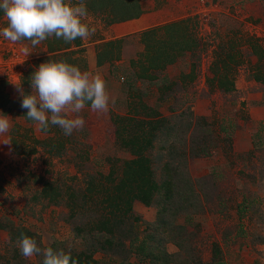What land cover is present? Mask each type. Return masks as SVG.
<instances>
[{"label":"rangeland","instance_id":"1","mask_svg":"<svg viewBox=\"0 0 264 264\" xmlns=\"http://www.w3.org/2000/svg\"><path fill=\"white\" fill-rule=\"evenodd\" d=\"M163 1L160 4L154 0L145 1V13L140 19L147 16L146 24L152 27L196 17L199 36L206 51L199 60L186 54L161 75L168 77L171 82H178L172 90L167 91L169 96L164 97L157 85L131 80L130 76L135 70L131 68L130 62L143 51L139 32L124 36L127 42L120 61L98 67V44L95 43L115 38L120 27L117 24L106 27L103 18L99 16L87 15L83 18L84 23L95 28V33L83 40L87 68L78 67L94 75L100 74L106 81L111 97L109 110L98 113L86 107L80 113L86 121L85 126L73 132V144L69 152L61 157H52L43 150L30 157L16 155L12 144L3 142L6 139L11 141L12 129L20 122L19 112L16 110L5 115L11 118L12 127L8 133L0 136V225L12 222L30 227L41 235L44 248L62 242L65 248L74 246L81 249L82 241L76 239L73 227L86 221L90 213L85 210L77 218L71 219L65 202L57 206L40 200L42 178L55 181L64 190L73 188L80 195L89 174L102 172L106 175L116 159H130V154L116 144L112 117L115 114H128L133 106L129 103L132 101L130 99H135V103L141 99L150 107L158 109L174 125L178 138L171 140V144H175L181 156L186 153L183 165L187 164L191 178L202 184L200 194L204 200V209L195 219L200 228L198 247L203 260L210 262L211 246L218 242L223 247L227 264H255L256 261L264 264V146L247 152H238L235 146L240 132L255 134L262 126L264 137V123L251 125V107L240 99L238 91L224 95L211 91L207 85L213 52L221 39H243L241 49L247 53V62L239 68L237 80L248 78L257 58L248 54L245 40L247 35H253L264 45V0ZM71 3L77 2L71 0ZM5 22V18L2 19L0 28L6 26ZM124 25L130 23L125 22ZM9 44L13 43L0 36V84L5 85L13 101H18L23 97L16 85H21L23 81L30 82L31 76L42 64L40 59L47 55V51L44 42L35 48L31 47L30 42H22L15 43L17 48L12 54L7 52L11 49ZM25 45L31 49L30 56H25L21 51ZM193 62L198 66V75L195 82L191 83L190 79L183 80L182 76L190 73ZM7 70L14 73L11 81L1 77ZM22 90L24 92L23 85ZM30 90L32 92V88ZM191 111L196 117H206L209 132L191 135L190 128L186 136H182L181 129L186 128V122L191 120ZM196 117L193 118L195 121L198 119ZM31 128L40 139L48 136L37 131L36 124L31 125ZM196 138L199 140L194 143ZM200 142L212 151L211 156L191 158L193 149L197 151L204 148ZM157 148L154 152L155 169L158 177H161V169L166 161L164 158L168 159L169 156L160 147ZM245 204L248 209L242 212L241 208ZM134 212L141 218L144 230L146 223L156 221L158 208L135 202ZM241 214L244 215L242 218ZM241 227L244 233H241ZM167 249L170 253L178 252L173 244H168ZM15 252L8 231L0 229V264H5L4 257H11ZM28 260L29 264H42L43 259L33 256Z\"/></svg>","mask_w":264,"mask_h":264},{"label":"trees","instance_id":"2","mask_svg":"<svg viewBox=\"0 0 264 264\" xmlns=\"http://www.w3.org/2000/svg\"><path fill=\"white\" fill-rule=\"evenodd\" d=\"M145 1L147 0H83L87 15L102 17L106 27L139 19L145 13ZM154 1L156 4L162 2ZM72 2L79 3V0ZM2 19L4 13L0 10V22ZM138 36L143 51L130 62L131 68L135 70L130 76L131 80L157 85L164 97L169 96L167 91L172 90L178 82H171L168 77L161 75L186 54L199 60L206 51L199 36L196 17L145 29ZM43 42L47 55L40 62L66 61L87 68L83 40L77 39L68 44L62 39L51 37ZM126 42L127 37H121L99 43L97 66L112 65L120 61ZM242 42L243 39L231 38L227 41L221 39L216 44L210 77L207 79L211 91L224 95L237 92V74L239 68L247 62V53L241 49ZM245 44L248 54L257 58L250 69V78L264 84V45L253 35H247ZM196 62L191 64L190 73L182 76L183 80L195 82L198 75ZM27 76L28 73L25 74ZM22 85L25 94L32 93L30 82L23 81ZM22 99L13 101L5 85L0 84V114L7 115L16 110L19 112L20 122L15 124L11 132L15 154L30 157L43 150L52 157H61L68 153L73 144V135L65 136L59 127L51 126L47 133L41 131L48 134L46 138H38L31 128L35 122L26 117L27 110L21 107ZM130 100L132 101L129 103L134 107L131 105L128 114H115L112 117L116 144L130 154V159H116L106 175L102 172L89 174L80 195L73 188L64 190L55 181L42 178L40 200L57 206L65 202L71 219L77 218L85 210L90 213L86 221L73 227L76 239L82 241L81 249L74 246L65 248L62 242H55L50 246L54 250L71 252L77 264H227L223 247L218 242L211 246L210 262H205L201 256L198 247L200 228L195 217L204 209V200L200 194L202 184L193 180L187 164L183 165L186 153L181 156L175 144H171V140L176 138L177 130L174 131V125L158 109L150 107L141 99L138 103H135V99ZM86 107L91 106L89 104ZM195 117L191 111V120L186 122V128L181 129L182 136L185 137L190 128L191 135L209 132L206 117H196V121L193 119ZM260 127L252 134L253 150L264 146L263 127ZM194 140L196 143L199 139ZM183 143L185 144V139ZM157 147L169 156L168 159L164 158L166 161L161 169V177H158L155 169L154 152ZM211 154L212 151L204 146L197 151L193 149L191 158ZM176 156L178 157L175 158ZM135 202L158 208L156 221L144 224V230L141 218L134 212ZM246 205L241 208L242 212L248 209ZM243 216L240 215L241 218ZM0 229L8 231L10 243L16 251L15 255L4 257L5 264H29L28 259L18 254L19 249L16 247L15 242L21 233L36 239L38 246L44 248L41 235L30 227L10 222L0 225ZM241 233H244L242 227ZM168 244L175 245L178 252L170 253ZM36 257L43 259V256ZM255 264L260 263L256 261Z\"/></svg>","mask_w":264,"mask_h":264},{"label":"clouds","instance_id":"3","mask_svg":"<svg viewBox=\"0 0 264 264\" xmlns=\"http://www.w3.org/2000/svg\"><path fill=\"white\" fill-rule=\"evenodd\" d=\"M6 25L0 28V36L13 44L29 41L32 48L51 37L71 44L77 39H87L95 33L83 22L87 8L83 0L72 4L71 0H0ZM25 56L32 54L25 45ZM31 94H25L22 84L16 85L23 99L21 107L27 110V118L37 125V131L47 133L51 126L59 127L65 136L82 130L85 119L80 113L90 104L91 110L106 113L111 97L106 81L100 74L82 71L66 61L42 63L30 79ZM12 127L11 118L0 114V136ZM4 144H10L5 140ZM16 247L25 259L43 256L42 264H77L71 252L41 248L37 240L21 233Z\"/></svg>","mask_w":264,"mask_h":264},{"label":"crops","instance_id":"4","mask_svg":"<svg viewBox=\"0 0 264 264\" xmlns=\"http://www.w3.org/2000/svg\"><path fill=\"white\" fill-rule=\"evenodd\" d=\"M147 19L148 17L145 16L143 19L139 18L137 20L126 22L130 23V25H124L125 23L117 24V26L120 27L119 32H117L116 37L112 39L121 38L132 33H138L142 30L162 24L160 23L151 27L150 24H146ZM112 39L107 38L103 41H109ZM103 41H98L95 45ZM236 87L239 92L240 99H242L248 107H251L249 108L251 125H257L262 122L264 123V84L255 82L250 78V75H248L246 80L238 78L236 81ZM252 141V133L248 131L238 133L237 140L235 141L236 150L238 152H247L251 150L253 148Z\"/></svg>","mask_w":264,"mask_h":264},{"label":"built area","instance_id":"5","mask_svg":"<svg viewBox=\"0 0 264 264\" xmlns=\"http://www.w3.org/2000/svg\"><path fill=\"white\" fill-rule=\"evenodd\" d=\"M9 45H10L11 49H8L7 52L8 53L12 52V54H13L14 49L17 48L16 44L15 45L14 44H9ZM13 75H14L13 72H10V71L7 70L4 74L1 75V77H2V79H6L8 81H11L13 79ZM16 78H17V72H16Z\"/></svg>","mask_w":264,"mask_h":264}]
</instances>
